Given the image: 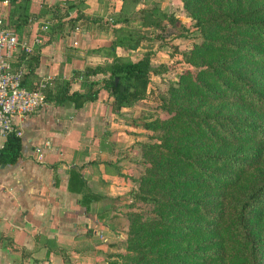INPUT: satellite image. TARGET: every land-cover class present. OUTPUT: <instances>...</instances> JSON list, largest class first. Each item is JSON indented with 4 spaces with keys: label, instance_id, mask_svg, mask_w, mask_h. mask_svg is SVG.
<instances>
[{
    "label": "crops",
    "instance_id": "1",
    "mask_svg": "<svg viewBox=\"0 0 264 264\" xmlns=\"http://www.w3.org/2000/svg\"><path fill=\"white\" fill-rule=\"evenodd\" d=\"M65 1L77 0H30L21 35L27 39L45 35V41L27 87L49 76L53 90L74 71L110 62L115 31H136V10L143 2L81 0L61 19L63 27L54 28L51 8ZM11 7L0 1L5 13ZM126 17L128 22L120 20ZM45 22L49 28L44 33L40 26ZM124 50L116 47L115 52L123 56ZM129 51L136 53V48ZM104 77L102 73L89 77L97 82V98L80 107L72 100L59 104L47 100L45 107L13 119L21 152L15 163L0 164V264L109 263L112 235L119 232L112 220L118 217L104 208L103 201L86 208L81 193L68 189L73 166L80 168L90 191L105 197L128 190L135 176L122 151L136 141V126L125 117L126 107L112 108V96L102 86ZM84 89L83 78L78 77L70 93ZM4 141L0 135V149Z\"/></svg>",
    "mask_w": 264,
    "mask_h": 264
},
{
    "label": "rangeland",
    "instance_id": "2",
    "mask_svg": "<svg viewBox=\"0 0 264 264\" xmlns=\"http://www.w3.org/2000/svg\"><path fill=\"white\" fill-rule=\"evenodd\" d=\"M191 1L143 0L141 12L136 11V33L133 34L136 53L124 50L123 56L130 60L148 54L152 72L143 98L125 106V117L136 125V141L122 154L135 176L128 190L103 201L104 208L109 207L118 217L112 220V226L119 230L112 235L116 245L112 256L119 264H231L239 253L226 221L214 229L211 239L203 228L195 225L200 218L181 201L194 199L201 191L182 184L178 178L195 175L187 159L195 158L202 164V155L208 153L207 149L216 150L221 142L215 143L205 136L204 129L192 117H222L232 109L228 99L202 94L196 86L197 77L201 83L212 85L214 75L204 67L221 56L216 50L205 49L201 21H206L205 29L211 39L241 40L224 24L211 18L228 13L242 19H264V0H202L198 4ZM186 2H191L190 8L185 6ZM245 65L236 63L235 67L241 71ZM186 115L190 122L184 118ZM259 169H264L263 164ZM249 173L251 180L257 171ZM158 193L164 196L160 203L140 198L143 195L159 198ZM172 196L178 197L180 205L166 202V197ZM135 218L137 223L147 222L135 239L139 244L147 241L141 252L130 250L132 243H127L129 227ZM257 225L264 229V218ZM158 231H165L166 237L150 240L154 234L159 235Z\"/></svg>",
    "mask_w": 264,
    "mask_h": 264
},
{
    "label": "trees",
    "instance_id": "3",
    "mask_svg": "<svg viewBox=\"0 0 264 264\" xmlns=\"http://www.w3.org/2000/svg\"><path fill=\"white\" fill-rule=\"evenodd\" d=\"M7 1L12 7L9 12H6V20L21 36V30L29 18L30 0ZM79 1L81 0L53 5L51 12L55 21L54 28L63 27L64 23L61 19L68 16V10L77 6ZM138 1L131 0V3ZM201 1L192 0L191 2L198 4ZM190 3L186 2L185 6L190 8ZM141 10L142 8H139L136 11L140 13ZM191 10L195 11V9ZM78 17L85 18L89 22V17L84 14L79 13ZM211 19L213 22L224 24L233 34L242 38V41L211 39L205 29L206 21L200 20L205 49L210 52L216 50L221 56L204 67L206 72L210 69L214 75L212 85L201 83V79L197 77L196 86L202 94L208 93L216 98L228 99L232 109L222 117H212V115L192 117L200 129H204L205 136L213 139L215 143L219 140L221 142L216 150H213L214 147L207 149L208 153L202 155V164L196 162L195 158L186 160V163L191 164L195 175L188 174L174 178L180 179L184 185L200 189L201 194L198 193L193 197L194 199H184L181 202L187 204L188 209L193 210L200 218L201 221L195 225L203 228L208 238L214 237V229L217 226L224 221L229 223L233 235L232 241L239 252L236 261L231 264H264V229L257 225L264 218V169L261 171L259 169L260 165L264 166V153L262 154L264 149V19L250 17L242 19L228 13L219 14ZM120 20L128 22L127 17ZM134 33H136L135 30L118 28L108 51L111 56L110 62L74 71L69 80L58 83L53 90L48 88L45 91L46 99L56 104L72 100L76 107H80L84 102L97 98V82L89 80V77L98 73L105 75L101 80L102 86L112 96L114 110L128 106L134 100L142 99L147 91L152 72L149 55L144 54L137 60H130L115 52L116 47L135 49ZM38 53L37 50L29 57L23 58L28 69L24 84L37 64ZM236 63L246 64L243 67L245 70H237L239 68L235 67ZM78 77L83 78L85 89L82 92L70 93L71 84L76 82ZM121 85L123 90H120ZM189 115L184 116L188 122H190ZM213 128L217 129V133ZM20 152L19 135L15 132L8 133L0 149V164L15 163ZM156 168L159 169L158 166ZM250 170L257 171L251 180H249ZM68 189L81 193V204L86 208L91 202L104 201L107 198L90 191L77 166L71 167L69 171ZM158 194H160L159 198L154 195H143L140 198L147 202L160 203L164 196L161 193ZM166 202L175 206L180 205L178 197L175 196L166 197ZM146 226L147 222L137 223L136 218L133 219L129 227V240H127V243H132L128 247L130 250L141 252L140 248L146 245L147 241L139 244L135 240ZM158 232H160L159 235L154 234L150 240L152 237L157 240L166 237L165 231ZM115 246L112 245L113 248ZM112 255L110 254L111 259L108 264H119L118 261H113ZM206 258L208 261V257Z\"/></svg>",
    "mask_w": 264,
    "mask_h": 264
},
{
    "label": "built area",
    "instance_id": "4",
    "mask_svg": "<svg viewBox=\"0 0 264 264\" xmlns=\"http://www.w3.org/2000/svg\"><path fill=\"white\" fill-rule=\"evenodd\" d=\"M6 15L0 9V135L4 138L10 132L18 135L14 118L26 117L46 106L45 91L52 81L51 77L43 76L34 83V87L24 84L28 69L23 58L38 50L45 41V35L36 34L31 39L19 36L14 26L7 22ZM48 28V22L40 26L44 33Z\"/></svg>",
    "mask_w": 264,
    "mask_h": 264
},
{
    "label": "water",
    "instance_id": "5",
    "mask_svg": "<svg viewBox=\"0 0 264 264\" xmlns=\"http://www.w3.org/2000/svg\"><path fill=\"white\" fill-rule=\"evenodd\" d=\"M115 81L117 82V79H115ZM120 90H123V86L122 85L120 86Z\"/></svg>",
    "mask_w": 264,
    "mask_h": 264
}]
</instances>
